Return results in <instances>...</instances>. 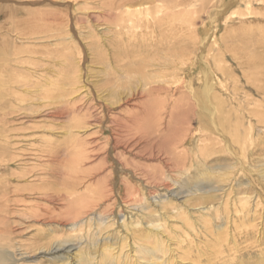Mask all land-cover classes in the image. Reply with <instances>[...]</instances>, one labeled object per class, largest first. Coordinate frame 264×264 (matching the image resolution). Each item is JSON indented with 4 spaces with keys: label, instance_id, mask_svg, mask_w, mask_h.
Instances as JSON below:
<instances>
[{
    "label": "rangeland",
    "instance_id": "rangeland-1",
    "mask_svg": "<svg viewBox=\"0 0 264 264\" xmlns=\"http://www.w3.org/2000/svg\"><path fill=\"white\" fill-rule=\"evenodd\" d=\"M165 1L160 0L159 4L174 3ZM189 1L178 9L184 8L183 15L191 19L190 24L174 32L169 30L164 35L167 40L160 43L161 32L150 37L158 28L153 31V28H147L142 33H134L129 27L121 29V13L127 10H121V0H20L17 2L21 3H10L21 8L17 22H14L16 29H12L14 34L21 35L16 44L30 51L24 55H29V61L34 63L27 65L38 70V76H35L38 84L24 92L27 97L24 103H29L34 110L39 109L37 114L34 110L26 111L30 113L29 119L31 116L39 122L28 119L17 133L36 131L32 140L26 141L30 150L24 151L27 154L38 148L45 154H55L54 158L45 155L40 159H35L33 154L26 155L21 167L33 172L31 176L21 178L20 185L26 188L43 184L40 186L62 196L63 199L50 204L59 214L54 221L40 222L36 227H43L61 240L69 235L74 245L69 253L29 254L28 259L35 264H196L191 255L199 253L198 248L188 250L191 254L183 255L182 251H187L189 241L196 243L197 238L203 241L198 244L199 248L208 254L198 259L202 264H237L233 261L235 255H243L244 259L251 257L254 261L250 264H264L260 261L264 257V171L260 169L261 161L250 157L254 172L240 169L238 173L243 176V183L239 186H233L235 184L228 176H220V184L211 182L209 188L208 182L199 183L198 173L188 182H184V176L172 175L171 180H166L168 191L157 193L158 190L146 187L148 180L141 173L144 170L158 172L161 168L160 159L149 157V150H143L142 143L131 137L139 131L137 123L146 109L155 112L174 109V124L180 121L195 135L196 140L192 142L193 136H190L186 142V147L191 146L188 149L190 161L198 149H202L198 153L213 149L212 143L202 146L198 122L186 117L191 105L206 116L214 111L215 119L219 112L225 115L227 108L233 105L236 116L230 117L234 125L242 123L246 129L251 124L260 127L263 131L260 141L264 143V0H252L251 4L244 0L242 3L226 0L223 15L217 20V32L210 41L213 49H206L203 58L215 67L230 66L231 75L221 76L225 87L223 90L214 87L217 98L209 100L200 89L199 68L204 66L198 56L202 50L201 41L208 37L204 27L209 26L210 16L216 13L213 7H219L225 1L212 0L213 6L203 11H199L203 0ZM113 4L117 6L115 9H111ZM130 8L129 11H136L133 10L135 6ZM28 11L35 13L36 18L30 17ZM39 14H43V18L40 19ZM155 14L152 10L150 14L141 12L137 17L144 21ZM238 14H244V17ZM225 18L229 21H224ZM7 19V12L0 13V34L11 25ZM19 23L20 28H17ZM28 28L35 33L30 38H23ZM143 33L148 37L141 35ZM211 57H214L213 62ZM237 57L246 59L248 66L241 67ZM226 88L231 95L224 92ZM242 112L247 118H241ZM121 119L132 126V134H125L122 128L125 123ZM23 143L19 148L24 149ZM156 147L157 151L159 147ZM13 165L10 167L15 168ZM174 178L181 180L182 185L179 181L175 184ZM194 181H198L196 191L191 186ZM249 181L255 184L257 193L249 191ZM15 182L17 180H13ZM216 185V190L212 189ZM70 186L77 190L73 194L77 207H81L77 209L84 210L89 218L75 231L64 226L68 221L62 212ZM252 194L258 197L256 205L245 204L242 198ZM206 206L211 208V217L206 214L200 219L199 213L205 212ZM245 206L254 207L257 217L250 215L252 217L244 227L249 228L248 237L241 234L243 227L237 225L242 220H239L242 215L239 211ZM128 212L140 222L164 225V236H159L164 248L162 257L147 259L136 251V245L145 242L136 239L137 232L129 228L125 233L112 225L113 218L116 221ZM189 225L195 229L188 232ZM199 226L208 228L210 233H205ZM213 237L218 241V255L206 260L212 255L209 243ZM182 238L186 241L178 242ZM147 245L154 246V240H149Z\"/></svg>",
    "mask_w": 264,
    "mask_h": 264
},
{
    "label": "bare ground",
    "instance_id": "bare-ground-1",
    "mask_svg": "<svg viewBox=\"0 0 264 264\" xmlns=\"http://www.w3.org/2000/svg\"><path fill=\"white\" fill-rule=\"evenodd\" d=\"M13 1L15 3L20 0H0V13L7 12L8 19L6 21H10L8 22V24H11L8 28L5 29L3 34H0V264H35V262L28 259L29 254H48L60 251L69 253L74 248V245L72 244L73 240L69 235L67 239L61 240L55 235L52 236L49 232H47L46 229L44 230L43 227H40L38 225V227H36L37 223L39 224L40 222L45 223L47 221H54V218H56V216L59 214L55 213V207H53L52 205L50 206V204L55 202L56 200L63 199L62 196L54 192V190H50L46 186H40L43 184H37V186L33 187L27 186L26 188L20 185V181L22 180L21 178H25V176L29 177V175L31 176L30 173L33 172L32 170H23V168L21 167L23 164L22 161L26 155L33 154V157H35V159H40L42 156L45 155L49 156L50 158H54L55 154L53 152L45 154L44 150H39V148L36 150H32L33 153H31V151L29 154H27L26 152H24L28 149L26 141L32 140L31 136L32 134H35L36 131H32L29 133L27 132L23 135L17 133L18 130L23 126V124H25L26 121L28 122L30 113L28 114L26 111L32 110V112L35 111L36 114L37 112L39 113V109L35 108L34 110V107L32 108L29 103H24L27 99V97H25L24 92L29 91V88L32 85L35 86L38 84V82H35V79L38 76V70L35 67L30 68L27 65V63L30 62L29 55H24V53H29L30 51L25 50L24 48H21L19 45L16 44L17 38L21 39V35L16 32V34L19 36L14 38L16 34H14V31L12 29H16V24L14 22H17V13L19 12V10H21V8H17L10 4ZM50 1L55 2L56 0ZM159 1L160 0H121V10H128V12H126L127 10H122L124 11V14L121 13V29L123 27H129L128 29L133 31L134 33L140 31L142 33V31H145V29L147 28H153L151 29L152 31L158 28V30L153 31L150 37H155V34L161 32L162 35L159 39L160 43V41L162 40H167L164 35L165 33H169V30L174 32L177 28L181 29L179 27H184L185 24H190L191 19L189 17V19L185 18L186 16L183 15L185 13V11L183 10L184 8L178 9L179 7H183V5H186L187 1L189 0H168L170 2H174L173 4L168 5L165 3L159 4ZM197 1L198 0H195V2ZM211 1L212 0H203L204 3L202 2L199 11H203L204 9H207V7L209 9V6L212 7L213 5ZM222 1L225 2L221 3V6L217 7L214 5L215 7H213V9L216 13L210 16L209 26L204 27V30H208V37H204L201 41L202 50L198 56V59L200 60V62H202L201 64H203L204 66V68H201L199 66L200 76H198L200 78L199 81L201 83L200 89L204 92L205 97L208 100L211 98H217L215 95L216 90L214 89V87L218 88L219 90H223V88L225 87V81H223V78H221V76L231 75L230 66L218 65L217 67H215L212 65L213 63L211 64L209 62V60L206 61L203 58V55H206L204 52L206 49H213V44L210 41L211 38L214 39L213 37H215V33L217 32V20L221 15H223V11L225 9L222 11V8H225L224 5L227 2L226 0ZM237 1L239 0H229L228 2L234 3ZM244 1H246V3H250L252 0ZM131 6H135L136 9L133 8V10H136L137 12L135 11L133 13L129 11L131 9ZM115 7L117 6H114L113 4L111 6V9H115ZM152 10L156 14L151 19H145L143 21L140 20L141 18L137 17L141 12L150 14ZM28 13H31L30 17L36 18L37 16L33 12L28 11ZM48 14L50 15L51 12H49ZM243 15L238 14L239 17ZM38 17H40V19L41 17L43 18V14H39ZM227 18H225L224 21H229L227 20ZM115 19H117V17ZM20 25L21 24L19 23L17 28H20ZM37 30H39L38 27ZM34 33V31L28 28V30L26 29V31L24 32L23 38H30ZM141 35L145 37L147 34L143 33ZM147 37L148 35L146 36V38ZM32 52L34 53L35 51ZM213 60L214 57H211V62H213ZM237 60L241 67L248 66V62L246 59H241L237 57ZM30 63L33 64L34 62ZM224 92L228 93V88H226ZM233 103L235 102H232V104ZM232 106L229 109L227 108L225 115L224 113L221 114L219 112V115H216V119L215 117H213L214 111L207 113L206 116L205 114H202L197 109H195L194 105L189 106L187 112L184 109L187 114L186 117H188L190 121L198 122V129H200L199 131L201 133V135H198V137H200L199 141L204 143V145L202 144V146H206V143H212L211 146L213 145V149H210L209 151H206L204 153L201 152L202 154L198 153L202 149H198L197 152L193 155L194 158H191V161L188 159V149L191 146L186 147V142L190 138V136H193V134L189 133L190 129L186 128V126H183L180 121L177 120V122L174 124L173 118H176V113L174 112V109H171L172 107H169L170 109L165 108L162 109L160 112V109L158 110V112H155V110L153 109H146L145 111L143 110V116H141L140 118L141 122L139 121V123H137L139 131L135 133L136 135L133 134L134 136L131 137L134 138L137 143H142L143 150H149V157H156L159 158L161 161L160 171H141L143 176L148 180L146 183V187L158 190L157 193H159L161 190L167 192L169 185L166 184V180L168 178L170 179L172 175H176L178 177L184 176V179L186 178L184 182H188L195 176L196 173H198L200 176V179H198L199 183L208 182L210 184L209 188H211V182L217 181V184L219 183L220 176H223V178L224 176H228V180L232 179V181L234 182L235 185L233 186H239L241 185V183H243L241 181L243 176L238 173L240 169H246V171L249 173L254 172L253 161L250 162V157H252V159H258V161H261V163L263 164H260V169L264 171V143L260 141L263 136V131L260 127L257 128L253 124H251L250 127L247 126L249 127L248 129L244 128L242 126V123L240 125L237 123L236 125H234L230 116H233L235 114L234 109L236 107L234 108V106ZM180 111L181 110H179L178 112ZM243 113L245 114V112L240 113L241 118H247V114L245 117ZM248 117L250 118V116ZM123 119H121V121H124ZM29 120H33L31 119V116ZM33 121L35 123L39 122V120ZM187 125L189 126V124ZM35 127L37 128L39 126ZM131 127L132 126L127 125L125 123V125L122 127L125 134L130 135ZM194 136L192 142L196 140ZM21 143H23L24 149L19 148V144ZM156 145L157 147H159L157 151L155 149ZM243 158L248 160H243ZM188 160L190 161V163ZM13 164L16 165L15 168L10 167ZM2 169H4V172L2 171ZM120 169L124 171L123 168ZM229 169H231V171ZM42 170L43 168L41 167L40 171ZM258 178L260 181H262L261 175H259ZM13 180H17V182L13 183ZM172 180L175 181V178ZM178 181H175V184ZM197 182L198 181H194V183L191 184V186L194 187L193 190L195 191L198 189ZM178 183L182 185L181 180ZM216 187L217 185L215 187H212V189L216 190ZM248 187L251 193H257L255 184L253 185L249 181ZM75 191H77L75 187L73 189V187L71 186L70 190H67L64 197L66 200V206L64 205L65 209L62 211L64 212L63 216L65 218V221H68L64 224V226H69L70 231L80 229L81 226L85 225L89 220L88 216L85 215L84 210L82 211L77 209L80 206L78 205L79 207H77L75 203L77 202L75 201V197L73 195L75 194ZM257 198L254 197L252 194L251 196L246 195L242 199L245 200V204L249 205L250 203H255L256 205V202L258 201ZM157 200L160 203V200ZM153 202L155 203L156 201L154 200ZM210 210L211 208L206 206L205 212L199 213L201 214L200 219H202L203 215L206 214L210 216ZM240 210L241 211L239 212H241L242 215L239 216V220L241 218L242 220L237 225L239 228L243 227V230L240 229L241 234L248 237L249 228L244 227L249 221L250 217L255 216L254 218H257L256 210L254 209V207L252 209V206H245L244 210ZM117 215L118 214L116 213V216ZM137 216L138 215H136V217ZM113 220L114 221L112 222V225H116L118 228H121L125 233L127 229L129 230V228H131L134 232H137L136 239L145 241L136 245L135 248L137 252L143 254L144 256H147V259H150L152 256L162 257V254L164 253V248L162 247V239L160 240L159 236L161 237V235H163L162 230L164 225H162L160 222H156L155 224H153L152 221H149L147 223L140 222L135 218V215L131 212H128L126 215H121V219L115 221V218H113ZM199 227L202 230L204 229L203 231L205 233H210L208 228L204 226ZM187 228L188 229L186 230L188 232L190 229H195V227L192 225H189V227ZM33 229H35V231L32 233ZM149 240H154V246L147 245ZM197 240L198 241L196 243L189 241L190 246L188 247L187 251H182V253L183 255H185L188 253V250H192L193 247L198 248L199 253H192L191 260L193 262L195 261L196 264H202L198 261V259L202 258L203 256H207L208 254H206V252L199 248L198 244L203 241L199 238H197ZM179 241H186V239L182 238V240L179 239L178 242ZM217 246L218 241H216L213 237L211 243H209V248L212 255L211 258H207L206 260L212 259L214 258V256L218 255L216 253L218 252ZM131 247L133 246L131 245ZM188 254L191 253L189 252ZM244 258L245 256L243 255L237 257L235 255L233 256V261L237 264H250V262L254 261V259L249 256L247 259ZM261 260L264 263V257L260 258V261Z\"/></svg>",
    "mask_w": 264,
    "mask_h": 264
}]
</instances>
